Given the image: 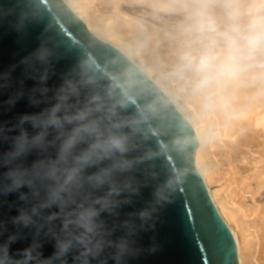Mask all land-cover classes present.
<instances>
[{
    "label": "water",
    "instance_id": "water-1",
    "mask_svg": "<svg viewBox=\"0 0 264 264\" xmlns=\"http://www.w3.org/2000/svg\"><path fill=\"white\" fill-rule=\"evenodd\" d=\"M197 146L64 0H0V264H239ZM60 186L63 203L45 207Z\"/></svg>",
    "mask_w": 264,
    "mask_h": 264
},
{
    "label": "bare ground",
    "instance_id": "bare-ground-1",
    "mask_svg": "<svg viewBox=\"0 0 264 264\" xmlns=\"http://www.w3.org/2000/svg\"><path fill=\"white\" fill-rule=\"evenodd\" d=\"M64 1L89 31L141 69L191 124L198 142L196 168L233 234L239 264H264V83L247 73L211 93H198L175 74L183 29L197 5L207 4L219 16L226 3L246 7L264 0Z\"/></svg>",
    "mask_w": 264,
    "mask_h": 264
},
{
    "label": "clouds",
    "instance_id": "clouds-1",
    "mask_svg": "<svg viewBox=\"0 0 264 264\" xmlns=\"http://www.w3.org/2000/svg\"><path fill=\"white\" fill-rule=\"evenodd\" d=\"M189 21L183 29L186 39L179 52L175 74L186 79L193 92L211 93L247 73L264 83V2L246 7L229 2L223 5L219 16L207 4H200L191 11ZM55 112L53 109L47 123L60 124ZM110 144L124 151L120 139L113 138ZM70 146L71 141L65 145V151ZM19 147L23 150V138ZM96 181L103 183L99 176ZM64 191L63 186L49 188L44 206L62 204ZM95 215L94 212L89 214V222Z\"/></svg>",
    "mask_w": 264,
    "mask_h": 264
},
{
    "label": "rangeland",
    "instance_id": "rangeland-1",
    "mask_svg": "<svg viewBox=\"0 0 264 264\" xmlns=\"http://www.w3.org/2000/svg\"><path fill=\"white\" fill-rule=\"evenodd\" d=\"M128 9H129V7H127ZM126 8V11L128 12V13H130V14H132V15H134L133 13H132V10H128ZM138 9V11H139V13L141 14V11H142V7H140V8H137ZM158 12H160V11H158ZM162 14V13H161ZM161 14H159V15H161ZM135 17H139V19H141V20H145V21H147V22H151V20L150 19H148L147 17H144V16H136V15H134ZM165 16H168L167 14H165ZM170 17H173V16H170ZM156 25H158V24H156ZM159 26V25H158Z\"/></svg>",
    "mask_w": 264,
    "mask_h": 264
}]
</instances>
